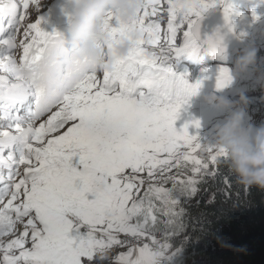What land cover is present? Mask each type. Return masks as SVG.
Listing matches in <instances>:
<instances>
[{"label": "snow or ice", "instance_id": "6c2138e0", "mask_svg": "<svg viewBox=\"0 0 264 264\" xmlns=\"http://www.w3.org/2000/svg\"><path fill=\"white\" fill-rule=\"evenodd\" d=\"M169 2L171 36H166L164 44L160 43L159 24L145 26L144 19L156 13L158 0H146L131 26L111 11L106 13L102 27L114 41L130 28L138 30L141 38L126 58L103 72L102 83L94 65L73 59L74 49L67 41L42 31L39 21L28 26L35 34L24 46L20 64L7 52L3 67L20 83L10 86L17 91L8 97L5 115L0 117L8 121L0 125L8 129L0 131V166L9 169L8 182L0 186V237L15 235L17 222L23 224V231L6 245L0 241L3 264H83L82 258L91 261L116 242L113 232L151 235L156 219L152 195L167 203L172 193L149 184L141 198L145 180L138 174L146 172L152 180L159 173L163 179L181 159L192 160L181 149L200 147L193 143L197 137L189 134V125L177 131L174 124L201 84H189L168 65L181 57L198 60L205 52L223 58V37L217 33L202 39L200 35V21L210 8L222 6L225 25L232 29L233 9L227 3ZM20 3L24 9L29 7V0ZM16 8L14 4L0 7V13L7 11L11 17L9 27L22 19L13 15ZM177 25L187 27L182 46L175 44ZM2 43L8 49L16 47L12 35ZM145 44L153 50L146 51ZM230 82L229 70L221 69L217 88ZM25 105L24 117L10 115L13 107ZM45 113L47 119L36 126L34 121ZM192 126L199 128V122ZM13 127L15 133L10 131ZM5 149L9 150L6 158ZM218 154L225 156L222 151ZM192 162L201 165L200 159ZM80 225L88 226L87 235L70 238L69 232ZM97 231L107 236V242L96 237ZM29 241L31 248H26ZM166 247L153 251L145 244L134 259L129 251L126 264H163ZM13 249L20 250L18 256L8 255Z\"/></svg>", "mask_w": 264, "mask_h": 264}, {"label": "rangeland", "instance_id": "374dc122", "mask_svg": "<svg viewBox=\"0 0 264 264\" xmlns=\"http://www.w3.org/2000/svg\"><path fill=\"white\" fill-rule=\"evenodd\" d=\"M54 1L55 0H35V4L33 2L32 5L33 8L31 9L28 7V14L31 13L30 15H32V17H30L27 22H32L36 16H41V12L44 11L46 13L44 21L41 23L37 19L35 23L39 21L41 30L45 29L47 24H51L54 20L50 11L51 5ZM198 2L207 3L209 0H198ZM220 2L221 4L227 3L232 6V20L235 26L236 36L244 42V51L255 50L257 57L256 63L250 66L246 71L238 73L236 71V63L232 62L233 54L237 50L235 48L234 51L223 55V58L221 59L224 62L220 60H212L199 69V83L201 84V87L199 88L196 95L192 96L188 100L187 104H185L181 109L179 116L175 121L174 127L177 129V131H180L184 125H189V134L197 137L193 143L200 144V147L195 149H181V151L189 154L192 160H187V162L182 163L180 162L178 166L171 167L169 171L164 173L163 179L159 173H157L156 177L152 180L148 179L146 172L138 174L145 180V185L140 189V197H142L144 193L147 192L149 184H152L154 187L166 188L169 191L170 189L175 188L174 193H177V190L182 193V182L189 183V181H192L189 186L192 185L190 187L194 189V184L198 182L200 175H205L206 171L209 170L215 162L211 159V157L215 156L217 158L219 155L218 151H222L224 153L223 150L216 149L213 146L215 142L216 130L231 115L232 111H235L238 107H240V102L234 103L230 101L233 105V108L224 110L217 107L216 102L211 99L212 97L226 99V97L222 96L226 92L229 93L230 91H233L234 87H240L241 90H250L253 92V97L255 98H260V95L264 93V0H220ZM9 4L17 5L18 8V5L21 3L18 4L17 0H0V7H6ZM43 5L46 6L43 7ZM216 7L222 6L217 5ZM169 9V0H158V3L156 4V13L150 14L145 18V21H147L149 18L157 20V24H159L160 40L163 42H165L166 36H171V33L168 30V23L172 19ZM221 10H223V7ZM149 11L151 13V7L149 8ZM6 12L7 11L3 13ZM253 13H255V15H253ZM205 14L206 12L203 15ZM17 15L19 17H23L20 11L17 12ZM29 25L31 24L18 21L11 27L10 35L14 36V43L17 46L15 48L8 49V47L3 45V43L0 41V57L2 56L3 58H7V52L11 51V59H13L17 64L22 62L23 48L28 43H31V37L35 34L34 30L29 29ZM12 28L15 29L14 33ZM184 31H187L186 25L176 26V46L183 45ZM26 32H29L27 37L25 36ZM10 35H8L7 39ZM7 59L2 60V62L0 61V75L5 74L3 65L6 63ZM226 62H229V65ZM189 67L190 65L183 66L185 75L190 73ZM223 68L229 70L231 82L226 87L218 89L217 77L220 70ZM2 78L5 77L2 76L1 79ZM1 79L0 81H2ZM193 80L194 83H197V78H193ZM9 83H11V85L19 84V81L17 83L12 81ZM241 83L245 84L242 85ZM7 85L8 83L6 79L0 83V96L5 95L7 91L11 90L7 87ZM250 110L251 105L247 103L245 116L246 122L255 126H259L260 121L263 119L264 113H262L261 110H258L256 114H253L250 112ZM197 121L199 122V128L192 126L193 123ZM34 124L37 126L38 122H35ZM195 159H200L201 165H196L193 163L192 161ZM172 163L175 165V161ZM204 164H207V168L203 167ZM197 167L200 168L199 172L194 171V169ZM153 196L155 197L154 194ZM157 204L159 205V203ZM177 204L178 203H175V205ZM158 205H156V208L159 207ZM175 205L173 204V207H171L173 213L175 209H177V206ZM162 214L163 215L160 218L165 217L166 212L162 211ZM164 228L165 227L163 226V228L159 230L160 233L151 232V235L149 236H135L132 234L113 232L112 234L115 237L116 242H113L110 247L104 249L102 253L97 252L91 261H89L87 258H82L83 264H126V261L129 258L127 256L129 251L132 252L133 255L131 258L134 259L139 255V249L145 244H147L153 251L160 250L161 245H167V247L163 249V264H179L177 258H180L183 254V251L180 249L179 245V237L183 238V236L173 235L171 233L166 234L162 230ZM88 230L89 229L87 225H80L79 227L74 226L72 230L74 238L77 236H86ZM95 235L97 238H102L105 240V242H107V236L103 232L97 231ZM29 244L30 241L26 243L27 248Z\"/></svg>", "mask_w": 264, "mask_h": 264}, {"label": "trees", "instance_id": "16d2710c", "mask_svg": "<svg viewBox=\"0 0 264 264\" xmlns=\"http://www.w3.org/2000/svg\"><path fill=\"white\" fill-rule=\"evenodd\" d=\"M227 95L234 103L244 96L251 113H264V93L255 98L250 90L234 87ZM224 154L200 175L194 189L182 182V193L170 189L167 203L152 195L156 219L150 232L160 233L164 226L166 234L183 236L179 237L183 251L179 264H264V190L239 183ZM173 204L177 206L174 213ZM162 211L166 215L160 218Z\"/></svg>", "mask_w": 264, "mask_h": 264}, {"label": "clouds", "instance_id": "9594fccd", "mask_svg": "<svg viewBox=\"0 0 264 264\" xmlns=\"http://www.w3.org/2000/svg\"><path fill=\"white\" fill-rule=\"evenodd\" d=\"M145 2L146 0H71L72 19L67 43L74 49L72 58L80 61L87 60L94 65L97 72H99L97 78L101 83L103 72L111 71L117 60L126 58L134 48L136 41L141 38L138 30L130 28L128 32L114 41L111 35L104 31L102 27L106 13L111 11L119 17L121 23L131 26L137 20L138 14L145 6ZM11 27L8 26L6 34L0 37L1 42L3 37L7 38L11 34ZM9 28L10 30H8ZM160 43L164 44L165 42L160 40ZM147 47L153 50V46ZM155 50L159 51V46H156ZM256 59L255 50H247L238 58L237 62L232 57V62L236 63V71L239 73L254 65ZM212 60L224 62L212 53L205 52L198 60H194L191 63L187 62L183 57L173 60L169 67L177 76H182L189 84L195 85L193 78H197V82H199V69ZM226 63L229 65V62ZM184 65H190V73L187 75L183 71ZM227 94L228 92L224 93L225 96ZM211 99L216 102L217 107L220 109L228 110L233 108L231 103L234 102L233 100L228 101L217 97H212ZM247 103V99L241 96L240 107L232 111L231 115L217 128L213 146L228 154L229 167L239 183L246 187H256L264 190V123L255 126L246 122ZM45 119H47V116L35 120L34 123L38 122L39 125ZM10 131L15 133V128L13 127ZM14 231L15 235L0 237V241H3L6 245L7 242L15 239L22 233L23 224L17 222ZM69 237L74 238L72 230L69 232ZM25 247L27 248V245ZM28 248H31V243ZM19 252V249L11 251L16 256L19 255ZM3 255L4 252L0 251V258Z\"/></svg>", "mask_w": 264, "mask_h": 264}, {"label": "water", "instance_id": "95a60500", "mask_svg": "<svg viewBox=\"0 0 264 264\" xmlns=\"http://www.w3.org/2000/svg\"><path fill=\"white\" fill-rule=\"evenodd\" d=\"M68 2V0H66ZM222 7H215L210 8L205 15H203L202 20L200 21V35L201 38L214 36L215 34L219 33L221 37H223V46H224V53L233 51L235 48H237V51L233 55L234 61L237 62L238 58L244 54V42L239 39L236 36V31L234 24L232 22V16H231V24L232 29L229 30L228 27L225 25V19H224V11L221 10ZM50 11L53 15V19L56 21L55 24H69L71 23L69 20V17H71V14L69 15L70 11H68L64 16H61L55 7H51ZM54 11V12H53ZM72 13V8H71ZM59 14V15H58ZM58 15V16H57ZM211 53V52H210Z\"/></svg>", "mask_w": 264, "mask_h": 264}, {"label": "bare ground", "instance_id": "6f19581e", "mask_svg": "<svg viewBox=\"0 0 264 264\" xmlns=\"http://www.w3.org/2000/svg\"><path fill=\"white\" fill-rule=\"evenodd\" d=\"M4 1H8V0H4ZM35 0H29V7L32 9L33 7H32V5H33V2H34ZM17 3L19 4L20 3V1L19 0H17ZM30 4H31V6H30ZM34 4H35V2H34ZM44 6H46V5H43V7ZM42 7V8H43ZM51 7H55L56 9H57V12L61 15V16H65L66 15V13L68 12V11H70V13H68L69 15L71 14V8H72V5H71V0H68V2H66V0H55L53 3H52V5H51ZM17 9V8H16ZM18 10H20V13L22 14V19H20L19 21L21 22H25V23H29V24H33V23H35L36 22V20L38 19L41 23L44 21V17H46V13L44 12V11H42L41 13H42V15L41 16H39V17H35L34 18V20L32 21V22H27L29 19H30V17H32V15H30V14H28V10H29V8H27V9H24L23 8V5L22 4H19L18 5ZM58 14V15H59ZM8 30H10V28L8 29ZM5 39H7V38H3V40H5ZM2 40V41H3ZM2 57V56H1ZM8 58V57H7ZM7 58H2V59H0V61L2 62V60H5V59H7ZM3 69H4V67H3ZM4 72H5V74L4 75H0V79H1V77L2 76H4L5 78H2L1 80L2 81H0V83L1 82H3L5 79H6V81H7V83H8V85H7V87H10V85H11V83H9V82H17V80H14V79H17L16 78V75L14 74V73H12V72H10V71H7V70H5L4 69ZM1 130H3L2 128H0V131Z\"/></svg>", "mask_w": 264, "mask_h": 264}]
</instances>
